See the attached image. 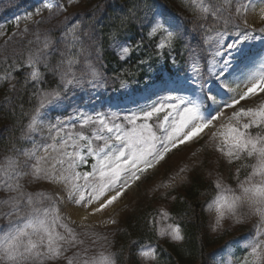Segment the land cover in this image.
<instances>
[{"label": "snow or ice", "instance_id": "1", "mask_svg": "<svg viewBox=\"0 0 264 264\" xmlns=\"http://www.w3.org/2000/svg\"><path fill=\"white\" fill-rule=\"evenodd\" d=\"M79 3L67 0L68 6ZM186 7L201 30L199 43L209 45L212 57L206 74L195 61L190 65L192 83L203 98L152 93L157 99L141 107L139 113L125 116H90L77 111L63 119L49 118V109L60 107L71 88L85 82L95 87L101 78L87 57L94 52L97 61L100 59L97 25L103 5L85 9L84 17L64 15L57 32L43 27V13H65L66 5L60 0H40L33 12L14 18L18 31L31 38L20 52L13 53L14 58H5L7 67L0 68V85L10 92L8 99L13 103L21 90L31 91L36 103L31 111H21L20 119L26 117L27 123H22L20 135L12 136L0 150V221L4 222L0 226V264H118L120 257L110 250L107 236L78 232L71 226L76 221L65 217L60 206L87 210L83 220L103 212L141 175L206 130L210 147L219 153L217 160L234 169L228 178L235 182V187H230L217 169L209 172L214 177L210 183L214 195L208 205L215 211L212 231L223 229L229 220L242 225L256 218L243 245L244 254L229 264H264V58L258 68L248 71H239L233 63L237 56L247 55L238 45L257 39V31L264 34V26L257 27L249 18L255 14L264 25V0H188ZM134 18L138 17L132 9L125 17H116L120 26L111 40L119 60L127 63L147 40L153 50L147 58L138 57L139 65L149 64L153 55L175 64L172 52L188 34L181 31L177 18L148 6L141 20L144 36L120 39L125 20ZM22 20L30 21L35 30L29 24L19 29ZM4 27L0 25V29ZM233 35L234 42L228 43L225 37ZM188 51L195 54L194 49ZM81 57L85 61L77 75ZM49 75L51 82L58 78L54 88ZM210 79L217 82L215 91L209 86ZM223 96L227 100L221 106L217 97ZM206 102H210L207 107ZM45 182L59 186L54 194L37 190L45 188ZM175 183L173 178L171 186ZM161 215L168 217L166 211ZM159 235L176 242L185 238L176 222ZM130 254L133 264H158L157 249L150 245L134 247Z\"/></svg>", "mask_w": 264, "mask_h": 264}, {"label": "rangeland", "instance_id": "2", "mask_svg": "<svg viewBox=\"0 0 264 264\" xmlns=\"http://www.w3.org/2000/svg\"><path fill=\"white\" fill-rule=\"evenodd\" d=\"M178 1L180 5L184 7V13L188 21L193 22L192 12L186 7L188 0ZM60 3H64L67 8L65 13L59 15L60 18L63 19L64 15H67L70 19H76L75 16H72V12L76 8H80L79 5L73 4L68 6L67 0H60ZM256 3H259V0H256ZM39 5L40 0H0V25L5 26L3 29H0V32L5 34L0 35V41L14 37L15 35L25 37L23 33L18 31L14 23V18L16 16L23 17L28 12H33ZM148 6L163 11L170 17H176V22L180 24L181 31L188 33L184 37L183 43L178 44L172 52V56L175 58L176 63L173 64L171 59L166 63L165 59L153 55L149 64L141 65L145 67L144 78L141 81L139 80L140 72H136L133 75H121V77L107 76L104 74L93 52L87 59L91 60V62L96 65L101 74L97 86L93 87L85 82L82 86L71 88L67 94V98L60 107L55 108V110L49 109L50 119L54 120L57 116L63 119L74 115L77 111L90 116H95L96 113L109 115L118 114L120 116L130 115L133 112L139 113V109L151 103L152 100L157 99V95L163 96L171 94L191 96L193 99L197 97L203 98L198 86L192 83L194 73L190 66L195 61L200 66L201 71L206 74L207 62L212 59L208 51L209 45H201L199 43L201 40V30L197 29L194 23L186 22L184 20L185 18L180 14H174L154 3L153 5H143L140 21L144 19L145 11H147ZM135 8L132 10L134 11ZM43 15L45 17L44 28H50L52 18L58 17V15L49 14L47 11H45ZM249 18L250 22H254L257 27L264 26L260 24L255 14H250ZM35 19H39V17H35ZM26 24H29L30 27L35 30V25H32L30 21L23 20L20 22L19 29H23ZM234 31V29H230V32ZM143 32L145 33L146 29H144ZM256 36L258 37L257 39L247 40L243 42V44L238 45V47H242L247 54L243 58L237 56V60L233 62L234 65L239 66V71H248L258 68L261 59L264 58V34L257 31ZM27 37L29 39L31 38L30 35ZM125 38L128 37L124 33L120 39ZM225 39L228 43H233L235 36H226ZM110 45L116 53L112 40L110 41ZM189 49H194L195 54L190 55ZM152 50L153 49L145 51L142 57L147 58L149 54L152 53ZM233 55L237 54L233 52ZM201 57H207V59L205 60ZM80 59L81 64L78 65L76 69L77 75H80V71L83 69L85 57H81ZM231 78L232 77H229V79ZM216 83L217 82L213 79L209 80V86L213 87L214 91ZM173 88H180L181 90L169 91ZM152 93H157V95H152ZM217 99L221 100V106H223V101L227 100V96L217 97ZM208 103L210 102H206L205 107L208 106ZM211 107L215 109V105H211ZM225 111L230 113L231 110L225 109ZM218 156L219 153H216L214 149L210 147L209 136L206 130L200 138L174 149L165 157V160L157 164L154 169H150L147 173L141 175L139 181H136L131 187L127 188L124 194L103 212L96 213L94 216L89 215L87 220H83L82 217L88 215L87 210L77 209L71 205L62 204L60 206L62 214L69 220L76 221V224L71 226L76 228L78 232L82 231L90 235L107 236L108 242L110 243L112 235L120 228L124 217L128 215V213H144L159 239H166L174 243H179L181 241L176 242L172 241L167 236H160L159 232L175 222L169 210L174 199L178 196L181 187L189 183L193 178H200L203 181L212 180L214 177L210 176L209 172L213 168L217 169L218 173L225 177L226 184L230 187H235V182L228 178L229 172H234V169L230 170L225 166L223 161H218ZM84 167L87 169L89 166L86 165ZM181 169H185V171L181 172ZM173 178L176 180L174 187L171 186ZM164 185H169V187L165 189L163 187ZM58 187L57 185H47L45 182V188H38L37 190H47L54 194V190ZM162 211H166L168 217H162ZM207 215L210 226H212L215 217L214 209L208 206ZM255 219L256 218H252L242 225L252 227ZM110 220H115L116 223H109L108 221ZM3 223L4 222L0 221V226H2ZM77 225H79V227H77ZM228 225L232 227L238 226L230 220L225 222L224 228ZM246 239L236 244L229 245L227 248L214 255L211 264H229L230 261L242 256L244 254L242 249L243 245L246 243ZM142 245H150L156 248L151 242H146ZM139 247L137 249H139Z\"/></svg>", "mask_w": 264, "mask_h": 264}, {"label": "trees", "instance_id": "3", "mask_svg": "<svg viewBox=\"0 0 264 264\" xmlns=\"http://www.w3.org/2000/svg\"><path fill=\"white\" fill-rule=\"evenodd\" d=\"M153 3L174 14H180L186 22L193 23L188 21L184 7L178 0H84L81 6L79 5L80 8L73 10L72 16L77 18L74 14L78 13L80 17H84L85 9H92L97 4L104 6V10L100 13L101 22L97 25L102 47L98 62L107 76L121 77V75H133L136 72H140V77L144 75L145 67L139 65L138 56L142 57L145 51L153 49L151 43L145 40L144 48L125 63L120 61L112 50L110 41L111 36L116 32V27L120 26V20L116 17L123 18L129 13V9L134 8V5L138 6L134 10L138 18L125 20L124 33L131 40H139L144 36L140 21L142 7L145 4L153 5ZM62 20L59 15L52 18L50 29L53 32L59 31ZM27 39L29 38L15 35L0 41V68L7 67L4 63L5 58H14L13 53L20 52L26 46ZM166 62L168 63V60ZM48 79L51 82L53 78L49 75ZM56 82H51L50 86L56 87ZM9 96L10 92L0 85V150L12 136H19L20 125L27 123L26 117L23 120L20 119L21 111H31L36 103L31 96V91L25 93L21 90L20 94L15 96L14 103L8 99ZM210 183L211 180L203 181L200 178H193L181 187L178 196L171 204L170 214L173 220L181 225L185 237L179 243L159 239L144 213H128L110 241V250L115 251L120 257L118 264H133L131 250L134 247L137 249L146 242L156 246L158 264H211L214 255L218 252L230 244L246 239L251 226L228 225L220 232L212 231L207 215L208 204L214 195V185L210 187Z\"/></svg>", "mask_w": 264, "mask_h": 264}]
</instances>
